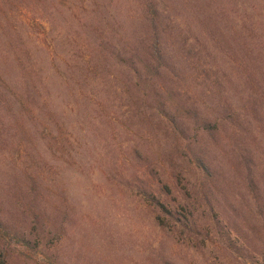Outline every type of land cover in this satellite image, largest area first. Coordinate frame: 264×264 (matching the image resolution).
Instances as JSON below:
<instances>
[{"label":"rangeland","instance_id":"obj_1","mask_svg":"<svg viewBox=\"0 0 264 264\" xmlns=\"http://www.w3.org/2000/svg\"><path fill=\"white\" fill-rule=\"evenodd\" d=\"M155 2L0 0L1 264H264V0Z\"/></svg>","mask_w":264,"mask_h":264},{"label":"trees","instance_id":"obj_2","mask_svg":"<svg viewBox=\"0 0 264 264\" xmlns=\"http://www.w3.org/2000/svg\"><path fill=\"white\" fill-rule=\"evenodd\" d=\"M146 15H145V27L148 31L152 32L155 36V38H158V34H164V33H168L171 31L172 29V25H168V24H164V21L162 20V17L160 15V13L157 11L156 9V2L155 0H146ZM153 51V49H152ZM131 55L128 56V58L126 59V62L130 64V68L133 69L134 74L140 76L141 72L140 69L138 67H133L132 64L133 60L131 59ZM160 55L158 54V56L156 57L155 63L154 64H148V63H144L141 68H143L146 71V74H152L153 72L157 73L158 69L160 67ZM140 72V73H139ZM0 103H5V98L2 96L5 93L3 92V90L8 89L6 86H0ZM156 92V91H155ZM157 93V92H156ZM2 94V95H1ZM168 115V114H166ZM57 126V124H56ZM163 208V207H161ZM162 211V210H161ZM166 213L168 211H165ZM159 220L162 222L161 217L158 215ZM3 261V259H1V262ZM0 262V264H1Z\"/></svg>","mask_w":264,"mask_h":264}]
</instances>
